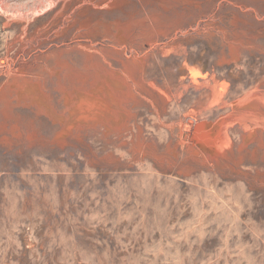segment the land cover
Wrapping results in <instances>:
<instances>
[{
    "label": "rangeland",
    "instance_id": "rangeland-1",
    "mask_svg": "<svg viewBox=\"0 0 264 264\" xmlns=\"http://www.w3.org/2000/svg\"><path fill=\"white\" fill-rule=\"evenodd\" d=\"M0 264H264V0H0Z\"/></svg>",
    "mask_w": 264,
    "mask_h": 264
},
{
    "label": "bare ground",
    "instance_id": "bare-ground-1",
    "mask_svg": "<svg viewBox=\"0 0 264 264\" xmlns=\"http://www.w3.org/2000/svg\"><path fill=\"white\" fill-rule=\"evenodd\" d=\"M213 133H215V132H213ZM217 133V132H216ZM207 134V133H206ZM213 139V138H212Z\"/></svg>",
    "mask_w": 264,
    "mask_h": 264
}]
</instances>
